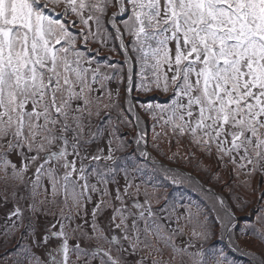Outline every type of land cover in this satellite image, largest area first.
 <instances>
[{"label": "snow or ice", "instance_id": "obj_1", "mask_svg": "<svg viewBox=\"0 0 264 264\" xmlns=\"http://www.w3.org/2000/svg\"><path fill=\"white\" fill-rule=\"evenodd\" d=\"M241 257L264 264V0H0V264Z\"/></svg>", "mask_w": 264, "mask_h": 264}, {"label": "rangeland", "instance_id": "obj_2", "mask_svg": "<svg viewBox=\"0 0 264 264\" xmlns=\"http://www.w3.org/2000/svg\"><path fill=\"white\" fill-rule=\"evenodd\" d=\"M105 55H108L107 51L101 53V56H102V57L105 56ZM189 170L191 171V169H189ZM194 174H195V173H194ZM192 195H193V197H194V194H192ZM217 246H219V245H217ZM242 258H243V257L240 258V259H241V264H243V262H244V260H245V258H244V260H242Z\"/></svg>", "mask_w": 264, "mask_h": 264}, {"label": "trees", "instance_id": "obj_3", "mask_svg": "<svg viewBox=\"0 0 264 264\" xmlns=\"http://www.w3.org/2000/svg\"><path fill=\"white\" fill-rule=\"evenodd\" d=\"M242 260H244V258H242Z\"/></svg>", "mask_w": 264, "mask_h": 264}]
</instances>
